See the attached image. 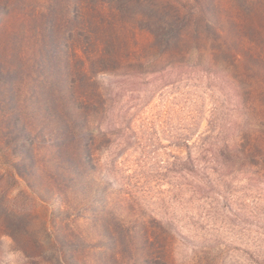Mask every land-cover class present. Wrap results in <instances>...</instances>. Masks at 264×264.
Here are the masks:
<instances>
[{"label":"rangeland","instance_id":"obj_1","mask_svg":"<svg viewBox=\"0 0 264 264\" xmlns=\"http://www.w3.org/2000/svg\"><path fill=\"white\" fill-rule=\"evenodd\" d=\"M142 1L143 59L98 75L95 158L60 191L18 99L38 56L68 90L71 32L56 0L0 1V264H264V0Z\"/></svg>","mask_w":264,"mask_h":264},{"label":"trees","instance_id":"obj_2","mask_svg":"<svg viewBox=\"0 0 264 264\" xmlns=\"http://www.w3.org/2000/svg\"><path fill=\"white\" fill-rule=\"evenodd\" d=\"M0 1L6 7L11 5L9 0ZM142 5V0H56L57 21L60 24L64 20L71 32L68 90H63L60 64L38 56L30 64L36 92L30 90V95L18 99L19 117L28 130L39 136L44 149L51 147L54 151V173L59 175L53 178L56 191L68 189V179L73 185L82 176L85 163L95 158L96 138L89 140L87 132L100 118L105 104L98 75L114 73L124 64L143 59L135 48L138 40L133 32L144 19L135 9ZM71 9L74 15L67 17ZM175 40H164L166 47ZM15 61L19 63L17 57ZM25 86L29 88L28 83ZM42 173L46 171L42 169Z\"/></svg>","mask_w":264,"mask_h":264}]
</instances>
